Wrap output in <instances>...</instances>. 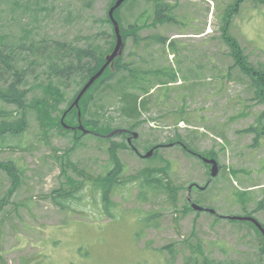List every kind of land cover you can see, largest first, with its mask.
Wrapping results in <instances>:
<instances>
[{
	"label": "rangeland",
	"instance_id": "374dc122",
	"mask_svg": "<svg viewBox=\"0 0 264 264\" xmlns=\"http://www.w3.org/2000/svg\"><path fill=\"white\" fill-rule=\"evenodd\" d=\"M114 1L0 0V36L16 45L46 37L96 38L106 50L115 34L108 23ZM235 1L166 0L169 20L157 24L148 0H130L121 10L118 20L123 26L142 28L137 41L132 35L126 39L123 63L177 76L167 86H155L150 110L137 121L122 116L113 91H105L120 76L99 86L91 104L88 100L71 110L89 80L73 82L66 102L53 114L63 133L48 129L47 136L35 114L0 101V111L7 116L0 117V126L8 120L26 128L22 138L0 135V264H185L199 246L222 264H264L261 232L251 223L225 218L250 216L264 227V137L255 148L247 132L253 117L264 115V102L254 100L250 79L234 67L222 36ZM251 3L241 5L229 32L252 64L264 68V6L258 0L262 10L256 15ZM156 36L166 40L155 42ZM148 78L155 81L154 75ZM89 106L91 114L99 111L101 117L88 119L93 117L102 128L92 132L88 126L90 135L81 137L77 116L82 118ZM177 120L183 122L177 125ZM107 126L138 133L133 144L141 154L168 145L142 160L124 137L112 138L127 148L118 152L122 184L110 193L108 211L105 178L115 164L108 153L110 142L104 140ZM182 140L218 161L216 178L199 158L170 145ZM10 162L19 170L14 177L1 167ZM152 169L168 170L175 198L150 190L141 195V175ZM79 186L64 208L56 205L54 192ZM198 188L207 190L199 193ZM189 199L220 217L193 211Z\"/></svg>",
	"mask_w": 264,
	"mask_h": 264
},
{
	"label": "trees",
	"instance_id": "16d2710c",
	"mask_svg": "<svg viewBox=\"0 0 264 264\" xmlns=\"http://www.w3.org/2000/svg\"><path fill=\"white\" fill-rule=\"evenodd\" d=\"M245 1L246 0H236L235 3L228 8L225 24L222 28V36L225 44L230 50V56L235 61L234 67H238L245 76L249 77L250 88L254 91L255 95L254 100L264 102V68L262 64L258 66L252 64L250 55L245 53L241 43L229 32L233 17L240 13V7ZM115 2L116 0L110 6L113 7ZM129 2L130 0H127L115 12V18L120 25L121 34L125 43L126 39L131 35L135 36V41H137L138 33L141 32L142 29L137 24H132L126 28L118 20V14ZM148 2L152 4L154 15L153 24L161 23L168 19L165 13L169 12L171 7L166 3V0H148ZM108 23L112 25L113 33L114 27L109 19ZM165 40L166 39L161 36H156L155 38V42L158 43H164ZM7 42L8 38H1L0 36V101L15 106L19 111H29L35 114L41 130L46 131V135L48 136V129H59L60 133H63L60 125L61 123L58 124L53 114L59 112L61 105L66 102V90L77 80L87 82L103 67L106 63L105 58L115 48L116 36L113 33V42L110 48L106 50L102 48V45H99L96 38L91 40L89 38L82 39L81 37H77L74 41H62L46 37L40 40L33 39L30 42H24L18 45L9 44ZM123 59L124 56L115 61L113 71L107 69L104 75L82 98L80 102L81 107H84L88 103V100L91 104L94 97L93 92L98 89L99 86L105 85L108 81H112L120 76L112 86H108L107 84L105 91L108 89L113 91L115 99L121 104L120 113L122 116L137 121L141 118L143 111L146 112L150 110V105L154 97L151 95L154 94L153 91L155 90V86H162V83H165L163 86H167L177 81V76L173 73L166 74L161 72L160 69L156 71L152 69L143 70L141 67L136 68L135 64L130 65L123 63ZM152 75L155 76L154 82L148 78ZM146 96L149 97L146 98ZM100 109L104 110V107ZM98 112L95 111L91 114L90 106L86 109V114H83L81 118L85 129L91 126L92 132H94L102 128L99 126V122L92 120L93 117L88 119L89 115L101 117ZM5 113V111H0V117H7ZM69 115L71 114L69 113ZM77 120L79 122V116H77ZM6 121L7 122H3L0 126L1 137L9 135V137L13 139L22 138L23 133L26 131L24 123ZM181 122L183 121H176L177 125ZM107 127H109V131L105 134L104 140L110 142L108 153L112 163L115 164V168L105 178L103 202L105 209L108 211L110 193L117 184H122V167L118 159V152L126 149L127 146L123 143H115L112 141V138L107 137L111 133V130L114 132L123 129L110 126ZM77 131L79 132V130ZM98 132L104 134V132L100 130ZM247 132L252 134L253 129L249 127ZM85 135H90V133H82L81 137ZM119 136L120 135L117 134L114 138ZM181 143L187 148L186 150L183 148L185 152L189 153V151H192L197 153L184 143L183 140ZM257 145L259 146V142ZM1 167H3L4 170L7 169L6 171L13 177V174L19 171L17 170V166L12 162L2 164ZM141 177L142 196L145 197L146 191L150 190L168 194L172 199L175 198L174 193L177 192V190L169 181L167 169L146 170ZM72 183L75 184L73 181ZM81 187L82 186H79L72 191L59 190L54 192L53 198L56 205L64 208L67 202L73 198ZM201 192L202 191L199 193ZM260 207L264 209L263 204H261ZM222 251H224V248ZM261 253L264 255V249H262ZM172 254L175 255L173 251ZM199 256L203 258L202 262L198 260ZM185 259V264H222L208 258L203 252L202 246H199L197 249L194 248L193 254ZM230 264L235 263L230 262Z\"/></svg>",
	"mask_w": 264,
	"mask_h": 264
},
{
	"label": "water",
	"instance_id": "95a60500",
	"mask_svg": "<svg viewBox=\"0 0 264 264\" xmlns=\"http://www.w3.org/2000/svg\"><path fill=\"white\" fill-rule=\"evenodd\" d=\"M127 0H117L115 5L110 9L109 11V18L113 24L114 27V32L116 34V45L114 50L106 57V63L103 65V67L94 75L92 76L89 81L87 82V84L83 87V89L81 90V92L79 93L78 97L76 98L74 104L71 106V110L74 108H79L80 102L82 100V98L88 93V91L94 86V84L104 75V73L106 72V70L110 67V68H114V63L118 58H121L123 56L124 53V49H125V42L124 39L122 37L121 34V29H120V25L117 22L116 18H115V12L126 2ZM65 127V129L67 130H75L73 128H70L66 125H63ZM79 131L83 132L84 134L89 133L88 130H86L84 128V126L82 125V121H81V117H80V127H79ZM119 133H123V131L118 130V131H114L112 132L110 135H108V138H113L115 135L119 134ZM134 139H138L139 135L138 133H134L133 134ZM155 150V149H154ZM154 150H151L150 152H148L144 158L145 159H150L153 157L154 155ZM202 161L204 162V164L211 166V177L212 179L216 178L219 175L220 172V166L219 163L216 159H207V158H203L201 157ZM193 187L190 188V190H192ZM204 189V188H203ZM189 201L191 202V199H189ZM191 209L195 212H204L207 211L210 214L215 215L216 211L213 209H205L204 207L197 205L195 203L191 202ZM228 220L230 221H235V222H248L253 224L262 234V237L264 239V227L262 226V224L260 222H258L255 218L253 217H249V216H233L227 217Z\"/></svg>",
	"mask_w": 264,
	"mask_h": 264
},
{
	"label": "flooded vegetation",
	"instance_id": "af4514ba",
	"mask_svg": "<svg viewBox=\"0 0 264 264\" xmlns=\"http://www.w3.org/2000/svg\"><path fill=\"white\" fill-rule=\"evenodd\" d=\"M258 0H252V9L251 11L254 10V13L257 15V13L259 12L260 14V11L262 10L259 6V4L257 3ZM261 5L264 6V0H261ZM264 11V10H263ZM106 59V58H105ZM250 127L253 129V139H254V147L257 148L258 147V142L260 143L263 139H261L260 137H264V116L262 114H257L253 117V122L252 124L250 125ZM123 133H119V135L121 137H124L127 141V144L129 146V148L139 157L141 158L142 160H148V159H145L144 156L147 154H141V152L139 151V149H137L134 144H133V141L134 140H137V139H134L133 137V134L135 133L134 131L130 130V129H123L122 130ZM170 145H175V146H180L182 148H184L185 150L187 149L181 142H175V143H172ZM166 146L168 145H155L153 148H151V150H154V155L153 157L161 150H164L166 149ZM149 150V151H151ZM189 153L194 156V157H197L199 158L200 160L202 155L200 154H197V153H194L192 151H189ZM152 157V158H153ZM209 167V169H211V166L207 165ZM199 189V188H198ZM207 190V188L203 191L201 189H199L198 191H202V192H205ZM190 202V201H189ZM206 210L209 209V208H205ZM204 212H207V211H204ZM214 216H217V217H220L218 216L217 214H215Z\"/></svg>",
	"mask_w": 264,
	"mask_h": 264
},
{
	"label": "crops",
	"instance_id": "0c3cea01",
	"mask_svg": "<svg viewBox=\"0 0 264 264\" xmlns=\"http://www.w3.org/2000/svg\"><path fill=\"white\" fill-rule=\"evenodd\" d=\"M207 90H209V89H207ZM204 95H205V93H204ZM207 95V94H206ZM207 97H208V95H207Z\"/></svg>",
	"mask_w": 264,
	"mask_h": 264
}]
</instances>
